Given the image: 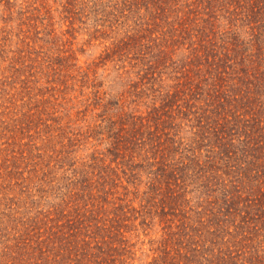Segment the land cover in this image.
Returning a JSON list of instances; mask_svg holds the SVG:
<instances>
[{
    "label": "trees",
    "instance_id": "1",
    "mask_svg": "<svg viewBox=\"0 0 264 264\" xmlns=\"http://www.w3.org/2000/svg\"><path fill=\"white\" fill-rule=\"evenodd\" d=\"M89 2L108 43L70 68L94 128L75 130L62 66L0 90V264H142L133 239L159 225L144 264H264V0ZM0 5L20 76L55 30L37 31L45 0Z\"/></svg>",
    "mask_w": 264,
    "mask_h": 264
},
{
    "label": "rangeland",
    "instance_id": "2",
    "mask_svg": "<svg viewBox=\"0 0 264 264\" xmlns=\"http://www.w3.org/2000/svg\"><path fill=\"white\" fill-rule=\"evenodd\" d=\"M45 1L47 7L37 13L36 26L38 32H43L50 29L55 30V32L53 31V34L50 37L51 43L49 45H36V49H33L31 54H24L26 62L30 61L31 59H33L34 62L33 64H29L26 62L22 63L19 66L21 70L20 76H18L17 74L16 76H14L15 74H12V70L8 62L2 59V61L4 62L0 61V90H2L4 87L9 89V85L4 82L5 80L10 81V79L13 78L16 85L18 86L20 83V80L18 78H25L31 81L32 78L36 75L34 73L37 72L38 74V71L41 70L43 66L50 64L55 65L54 68L62 66L60 73L68 78L66 83V85L68 86L65 97L69 100L68 107H70L69 111L71 110V117L76 122L75 130L84 131L87 127H89V129H92L100 121L99 117L95 116V113L97 115V113L100 112V109L94 108L92 104L93 99L91 100V98L93 97L91 95L88 94L86 99V95L82 96L80 94V86L75 77L77 72L74 70V68H70V63H76V66H79L81 70H86L91 62L97 61V57L108 43L107 37L104 34H100V30H106V27L100 25L102 23L100 15L96 13L94 7H92L94 5H92L89 0H87V4L82 5L78 9L79 14L77 15H73L75 12L66 10L68 9L66 0ZM95 1H99L105 4L107 1L108 3V0ZM47 8L50 11L49 14L47 13ZM82 12H84L83 14L87 12V18L86 16H83V18H81L80 15ZM5 16L6 12L3 11V7L0 5V27L4 25L2 18ZM71 18L73 19V24L70 23ZM97 22H99L100 24H98ZM94 32L97 34L96 39L90 37V34ZM13 47L14 45H11V48ZM72 54L74 55L71 59L70 56ZM52 72L53 71L51 70L50 74H52ZM98 72L100 73L101 69H99ZM32 74L34 75L32 76ZM102 79L104 82L100 87V91L103 93L106 92V94H104L106 100L110 99L111 101L115 102L117 99V96H115V94H119L122 90H124V85H122L117 80L111 81L110 77L104 78L102 76ZM50 84V82L45 81V78H43L41 84L42 86H46L47 88ZM57 94L58 92H55L54 96ZM49 95H52V92H48L45 97H48ZM45 97L43 96L42 99H45ZM50 99L52 100L53 98ZM1 102L2 98H0V103ZM89 102H91V104H87ZM83 103L85 104V106L86 104L88 105V109L85 111L84 116L82 115V113L76 114V110H79L78 105L81 104L80 106L81 108H83ZM125 103L126 102H124V104ZM114 110L115 108L112 107L109 114H113ZM105 117L111 118L112 116ZM83 119H85V121H83ZM106 145V142L102 140L100 144H97L96 149L103 150L105 149ZM89 151L90 150H88L87 152ZM138 205L139 202L134 203V206L137 207ZM0 209H2L1 206ZM160 227L161 225L154 226L152 230L148 231L147 235H144V233L141 232L138 238L133 239L136 241L137 256L141 258L142 264H144V261L150 260L149 255L151 253V244L149 242V239L157 240V238L161 236L162 231L160 230Z\"/></svg>",
    "mask_w": 264,
    "mask_h": 264
}]
</instances>
